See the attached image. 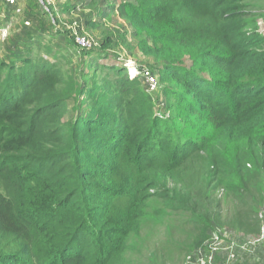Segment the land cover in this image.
I'll return each mask as SVG.
<instances>
[{
  "label": "trees",
  "instance_id": "trees-1",
  "mask_svg": "<svg viewBox=\"0 0 264 264\" xmlns=\"http://www.w3.org/2000/svg\"><path fill=\"white\" fill-rule=\"evenodd\" d=\"M123 8L137 49L178 87L163 88L170 107L212 133L162 122L140 81L98 62L105 52L73 48L84 61L72 74L27 53L0 61V264H164L165 243L199 248L214 226L260 231L264 36L253 23L264 0ZM151 221L170 233H155L156 252L140 238ZM179 228H191L181 246Z\"/></svg>",
  "mask_w": 264,
  "mask_h": 264
},
{
  "label": "rangeland",
  "instance_id": "rangeland-1",
  "mask_svg": "<svg viewBox=\"0 0 264 264\" xmlns=\"http://www.w3.org/2000/svg\"><path fill=\"white\" fill-rule=\"evenodd\" d=\"M124 4H135V0H17L19 12H15L14 8L5 9L0 5V61L5 59L9 61L14 55L27 53L34 61L36 59L60 61L62 72L72 74L84 61L77 57L74 50L105 52L110 57L107 60H99L100 64L124 68L128 78L140 81L143 89L148 90L144 78L142 76L131 78V71L140 69L139 72H149L155 78L154 91L146 92L155 114L162 122L184 126L182 134L184 137L197 138V134L205 133L206 136L211 134L212 127L209 123L199 124L194 117H189L188 112L182 110V107H170V103L176 105L175 99L172 98L168 103L163 88L167 85L177 86L174 82L164 84L158 74V65L154 58L137 49L136 32L125 17ZM66 5L70 8L69 12L60 13L59 11ZM253 30L264 36V14H258L254 18ZM78 37H84L88 46L80 47L76 43ZM48 49L51 50L49 54ZM105 53L98 56L102 58ZM96 56L97 54H93L92 58ZM85 60L87 61L86 58ZM184 63L186 68L191 66L187 58L184 59ZM98 74L100 75L99 72ZM71 117V114H67L65 119ZM224 195V191L219 190L216 196L221 201L223 215L228 216L233 207ZM259 210L256 218L261 231L263 229L261 238H259L261 232L257 237H247L228 227L214 226L207 233V238L199 249L186 245L187 251L178 254L177 251L173 253L174 248L176 249L175 243H165L164 264H264V209ZM166 226L170 227V223H166ZM159 228L151 221L141 233L140 238L143 240L145 235H148L146 245L151 252L157 251L155 233L164 232L170 235L168 231ZM179 229L181 232H176L174 236H179L175 239L181 236L178 241L181 246V241L187 242L191 228ZM130 260L132 263L138 262L136 258Z\"/></svg>",
  "mask_w": 264,
  "mask_h": 264
},
{
  "label": "built area",
  "instance_id": "built-area-1",
  "mask_svg": "<svg viewBox=\"0 0 264 264\" xmlns=\"http://www.w3.org/2000/svg\"><path fill=\"white\" fill-rule=\"evenodd\" d=\"M16 2H17V0H0V5L3 6L4 8H10V9L14 8L15 12H19L20 10L17 8ZM76 43L82 48L88 46V45H86L87 42H86L84 37L76 38ZM139 70L140 69H137L135 71H131V74H132L131 78H136V77L142 76L144 78L145 84L148 86V90L146 88V91L148 93L153 92L154 91L153 89L156 87L155 86L156 85L155 78L149 72L141 73V72H139ZM262 209H264V208H262ZM260 232H261V234H260ZM262 233H263V229L261 231V227H260V231L258 233V235L260 234L259 238H261ZM258 235H256V236H247V237H257ZM199 248H196V249H199ZM211 260H212V257L210 258V261Z\"/></svg>",
  "mask_w": 264,
  "mask_h": 264
}]
</instances>
